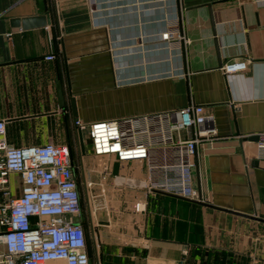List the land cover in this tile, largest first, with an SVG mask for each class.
<instances>
[{
    "label": "crops",
    "instance_id": "crops-1",
    "mask_svg": "<svg viewBox=\"0 0 264 264\" xmlns=\"http://www.w3.org/2000/svg\"><path fill=\"white\" fill-rule=\"evenodd\" d=\"M42 14L45 26L11 25ZM174 22L185 43L160 39ZM234 58H248L246 70L223 73ZM189 103L212 115L219 136L213 149L198 148L195 183L207 202L127 186L142 163L96 157L121 168L119 183L81 206L91 263L264 264V163L250 140L264 132V0H0L9 143L69 144L75 118L87 126ZM20 186L11 173L13 196Z\"/></svg>",
    "mask_w": 264,
    "mask_h": 264
},
{
    "label": "built area",
    "instance_id": "built-area-1",
    "mask_svg": "<svg viewBox=\"0 0 264 264\" xmlns=\"http://www.w3.org/2000/svg\"><path fill=\"white\" fill-rule=\"evenodd\" d=\"M160 39L169 44L187 41L177 22L166 26ZM248 63V58L228 59L220 69L225 74L243 71ZM74 124L78 131L88 128L93 156L142 163L145 178L139 187L147 193L207 202L195 183L198 148L213 149L219 136L212 115L202 105L189 103L87 126L75 118ZM256 136L255 158L264 163V132ZM11 173L20 179L16 196L8 187ZM107 174L104 168L103 175ZM83 184L88 202L106 193L103 180L93 181L84 174ZM0 192V264H101L91 263L88 253L75 164L67 143L48 139L42 144L15 146L6 140L5 123L0 120Z\"/></svg>",
    "mask_w": 264,
    "mask_h": 264
},
{
    "label": "rangeland",
    "instance_id": "rangeland-1",
    "mask_svg": "<svg viewBox=\"0 0 264 264\" xmlns=\"http://www.w3.org/2000/svg\"><path fill=\"white\" fill-rule=\"evenodd\" d=\"M87 135L88 128L81 131L76 130V137H73L69 143L72 149V157L75 164V178L80 193V202L82 208L85 206L86 201L88 202L83 184L84 174L86 178L88 177L93 181L103 180L104 185H112L119 183V179L117 178V169L121 168L118 163L108 162V160L104 158H96L92 156ZM104 168H107V175H103ZM141 169L143 170L144 175H142L140 178L131 174L130 176H126L127 180L123 179V182H125L127 186H136L137 183L142 182V180L145 178V171L143 166H141ZM134 188L137 187H133V189ZM94 191L97 192L96 188Z\"/></svg>",
    "mask_w": 264,
    "mask_h": 264
},
{
    "label": "water",
    "instance_id": "water-1",
    "mask_svg": "<svg viewBox=\"0 0 264 264\" xmlns=\"http://www.w3.org/2000/svg\"><path fill=\"white\" fill-rule=\"evenodd\" d=\"M47 23H49V17L47 14H42V15H37V16H32V17H24V18H13L11 20L12 26H21L22 28H30V27H35V26H45ZM57 96H58V105H59V107H62L63 106V97H62L61 89L59 86L57 87ZM74 106H75V104L73 101V107ZM75 115H77V114H76L75 109H74V116ZM250 140H253V141L257 140V136L251 137ZM163 194H165V193H163ZM166 195L177 197V198H180L183 200H188V199L181 198L178 196H174L171 194H166ZM188 201L196 202V201H192V200H188ZM74 220L78 221V218H75ZM96 261H99V260L96 259Z\"/></svg>",
    "mask_w": 264,
    "mask_h": 264
},
{
    "label": "flooded vegetation",
    "instance_id": "flooded-vegetation-1",
    "mask_svg": "<svg viewBox=\"0 0 264 264\" xmlns=\"http://www.w3.org/2000/svg\"><path fill=\"white\" fill-rule=\"evenodd\" d=\"M80 219H81V221H82V223H83V221H84L83 219H84V218H83V216H82V213H81V215H80Z\"/></svg>",
    "mask_w": 264,
    "mask_h": 264
},
{
    "label": "trees",
    "instance_id": "trees-1",
    "mask_svg": "<svg viewBox=\"0 0 264 264\" xmlns=\"http://www.w3.org/2000/svg\"><path fill=\"white\" fill-rule=\"evenodd\" d=\"M69 146H70V148H71V145L70 144H68ZM71 151H72V149H71Z\"/></svg>",
    "mask_w": 264,
    "mask_h": 264
}]
</instances>
